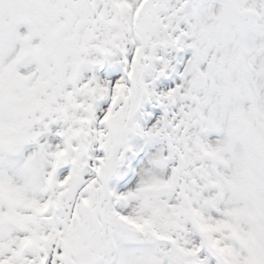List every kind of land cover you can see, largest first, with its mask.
Instances as JSON below:
<instances>
[{
    "label": "snow or ice",
    "instance_id": "obj_1",
    "mask_svg": "<svg viewBox=\"0 0 264 264\" xmlns=\"http://www.w3.org/2000/svg\"><path fill=\"white\" fill-rule=\"evenodd\" d=\"M0 264H264V0H0Z\"/></svg>",
    "mask_w": 264,
    "mask_h": 264
}]
</instances>
